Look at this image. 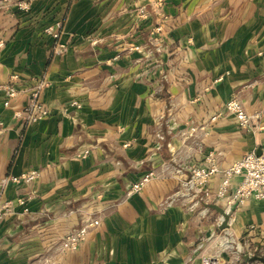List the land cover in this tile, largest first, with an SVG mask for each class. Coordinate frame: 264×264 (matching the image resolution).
Wrapping results in <instances>:
<instances>
[{
	"label": "crops",
	"instance_id": "crops-1",
	"mask_svg": "<svg viewBox=\"0 0 264 264\" xmlns=\"http://www.w3.org/2000/svg\"><path fill=\"white\" fill-rule=\"evenodd\" d=\"M19 1L32 13L7 6ZM157 1L0 0V86L13 75L53 85L41 98L49 116L35 123L13 118L27 94L6 108L0 93V181L42 175L6 192L15 206L0 227V264H248L224 255L222 241L264 245V201L227 213L222 231L209 208L220 202L176 196L205 156L217 154L224 169L264 146V0ZM158 5L146 20L135 16ZM54 20L63 21L62 55L44 33ZM233 96L262 114L248 134L223 113ZM150 169L156 178L130 195ZM99 216L65 251L68 235Z\"/></svg>",
	"mask_w": 264,
	"mask_h": 264
},
{
	"label": "built area",
	"instance_id": "built-area-1",
	"mask_svg": "<svg viewBox=\"0 0 264 264\" xmlns=\"http://www.w3.org/2000/svg\"><path fill=\"white\" fill-rule=\"evenodd\" d=\"M62 30V25L60 23H57V31L55 33H53L52 28L48 30V33H45L48 37H51L54 40V55H62L65 52V48H60L59 45L55 44L56 41L61 39ZM34 79L38 80L33 86L32 83ZM220 80H218V82ZM52 86V83L48 81L45 77L33 78L29 85L26 84L27 88L24 90V92L29 97L28 102L22 111H16L13 114V118L17 120H22V122L26 123H35L49 116V111L41 102V98L46 89ZM0 93L3 94L5 107H11L12 102L16 100L22 93V81L20 77L18 75H13L8 83L0 86ZM227 104V112L231 113L234 116L236 115L235 117L238 123L241 124L242 129L247 130L249 118L253 119V117L244 112L238 102L230 100ZM72 106L78 107L79 105L78 103H74ZM213 119L215 120L216 117H214ZM4 128L5 124L3 122H0V133ZM89 153L90 151L86 150L82 152L80 156L86 159L89 156ZM206 164L208 166L205 167V170L198 168L194 171L196 177L201 183L206 182L210 178V175L220 170V168L216 166L212 158H207ZM233 177H240V185L236 195H231V193L229 192L230 182ZM155 178L156 174L154 173V171L143 173V175L138 178L137 182L130 187V193H140L143 188ZM41 179V173L38 171H33L21 175L9 174L1 180L0 183L2 186L0 190V227L5 217L13 211L15 206L14 202L6 196L5 192L12 188L32 185L35 182L40 181ZM4 188L5 192L3 193ZM193 188V186H190L188 188V191L184 195H178L179 198L187 197ZM206 200H211L214 203L220 202L222 208L228 214L234 213L236 210H238L240 206L244 205L248 201H263L264 149H261L260 154H258V151H253L251 154L247 155L242 162H239L235 167H233L226 173V179L222 187L221 195H216L215 198H212V196L209 194L204 195L203 197L200 196L198 198L196 206H203L206 203L204 202ZM98 225L99 219L94 217L91 220L87 221L85 224L79 226L76 229V232L74 230L66 238V241L64 243V250L76 251L80 247V245L86 241L91 229ZM253 230L254 228L250 229V231ZM224 245L226 247V250L230 251L229 241H225ZM232 246L234 247L235 245L232 244ZM235 253L238 257V255L246 253V250L242 247V245H239ZM250 255V257L256 256L255 253H250ZM204 264L220 263L217 260L208 258L205 260Z\"/></svg>",
	"mask_w": 264,
	"mask_h": 264
},
{
	"label": "rangeland",
	"instance_id": "rangeland-1",
	"mask_svg": "<svg viewBox=\"0 0 264 264\" xmlns=\"http://www.w3.org/2000/svg\"><path fill=\"white\" fill-rule=\"evenodd\" d=\"M164 0H158L157 2L158 3H162ZM21 3H23V4H21ZM7 6H9V9L10 10H14L15 8H17V6H20V8H21V11H23V12H31L32 13V7H31V4H29L28 2H25V1H19V2H17V3H9V4H7ZM160 6L158 5L156 8H154V10L151 8L150 10H148L146 7H141V8H139L138 10H136V12H135V16L138 18V19H140V20H146L147 18H149L150 16H154V14L158 11V8H159ZM1 8H3V7H1ZM62 22L63 21H56V20H54V22H52L51 24H48V25H46L45 26V28H44V33H48V30L50 29V28H52L53 29V33H55L56 31H57V23H60L61 25H62V29H63V24H62ZM56 25V26H55ZM54 27H56V28H54ZM156 32L158 33V32H161L162 33V27H157V29H156ZM61 33H63V30L61 31ZM157 33H153L154 35H158ZM160 34V33H159ZM46 36V35H45ZM58 42H59V40L58 41H56L55 42V44L56 45H58ZM190 44L192 45L193 44V42L192 41H190ZM3 45L0 43V48L2 47ZM55 48V47H54ZM54 48H53V51H54ZM261 55H262V53H261ZM224 78H225V76L224 75H222L221 77H219V79L218 80H220V79H222V80H224ZM38 79H34L33 80V86L35 85V83H36V81H37ZM218 80H217V82H218ZM222 80H220L219 82H221ZM10 81V80H9ZM32 81V79L29 81V82H31ZM30 84V83H29ZM28 84V85H29ZM26 85V84H25ZM27 87L26 86H24V85H22V93L24 92V90L26 89ZM21 93V94H22ZM20 94V95H21ZM24 94H26L25 92H24ZM43 96V95H42ZM230 100H233V101H236V102H238L239 104H240V106L242 107V109H243V111L244 112H246L248 115H250L251 117H253V119H250L249 118V123H248V126H247V130H244V129H242V126H241V124L240 123H238V121H237V119H236V115L234 116V115H232L231 113H229V112H227V110H226V107L228 106V102L230 101ZM226 104H225V107H224V110H223V113L225 114V115H227V116H231V117H233L234 119H235V121H236V124H237V127H238V129H239V131H241V132H243V133H246V134H248V133H250V132H252V130L254 129V128H256V127H258L259 125H260V122H261V118H262V114L261 113H254V114H250V113H248L247 112V110H246V108H245V106H244V103H243V101L238 97V96H233L231 99H230ZM46 108V107H45ZM47 109V108H46ZM48 110V109H47ZM49 111V110H48ZM257 116V117H256ZM216 120H217V116H216V119L214 120L213 119V121H212V123H215L216 122ZM204 136H207V133H205L204 134ZM262 148L264 149V146H262ZM253 151H251V152H249L248 154H246L242 159H240L239 161H237V162H235L234 164H232L230 167H228V168H224V169H222L221 167H220V165H219V163H218V161H219V158H218V155L217 154H209V155H207V156H205L204 158H203V161L201 162V163H199V164H195L193 167H192V169H191V171H190V174H189V176L186 178V179H184L180 184H179V188H178V190H177V192H176V196H177V198H178V195H184L187 191H188V188L190 187V186H193L194 188L191 190V192H190V194L192 195H194L195 197H196V202H195V204H194V206H196L197 205V201H198V198L201 196V197H203L204 195H207V194H209V195H211L212 196V198H215L216 197V195H221V192H222V187H223V184H224V182H225V179H226V173L229 171V170H231L233 167H235L239 162H242L245 158H246V156L247 155H249V154H251ZM89 155H90V153H89ZM88 158V157H87ZM207 158H212V160L214 161V163L216 164V166L217 167H219L220 168V170L218 171V172H216V173H213L212 175H210V178L206 181V182H204V183H201L200 181H199V179L196 177V175H195V173H194V171L196 170V169H198V168H200V169H202V170H205V167H207L208 165L206 164V159ZM151 171H153L152 169H150V170H148V171H146V172H151ZM215 176H220V183H219V187H218V189H217V191L216 192H212L211 190H210V183H211V181H212V179L215 177ZM138 180V179H137ZM137 180L133 183V184H135L136 182H137ZM154 180V179H153ZM1 182V181H0ZM151 182V181H150ZM149 182V183H150ZM148 183V184H149ZM132 184V185H133ZM147 184V185H148ZM131 185V186H132ZM146 185V186H147ZM239 185H240V177H233L232 179H231V182H230V188H229V192L231 193V195H236V193H237V191H238V189H239ZM1 183H0V190H1ZM146 186L143 188V190L146 188ZM142 190V191H143ZM141 191V192H142ZM5 192V188L3 189V193ZM140 192V193H141ZM5 194H6V192H5ZM129 194L130 195H133L134 196V194H132V192L130 193V191H129ZM135 194H139V193H135ZM190 194H188V197H190L191 195ZM197 195V196H196ZM198 195H200V196H198ZM99 196H101V195H99ZM181 199H182V197H180ZM212 200V199H211ZM207 201V200H206ZM206 201H204V202H206ZM264 201V200H263ZM249 202H251V201H248V202H246L244 205H246L247 203H249ZM254 202V201H253ZM216 204V203H215ZM244 205H242V206H240L238 209H241ZM199 206H202V205H198V206H196V207H199ZM209 206H211V205H209ZM223 209V208H222ZM224 210V209H223ZM98 219H99V225H100V223H101V221H100V216L98 217ZM98 225V226H99ZM98 226H96V227H94V228H97ZM94 228H92L91 230H93ZM75 232H76V230H75ZM226 240H228V238L226 239ZM226 240H223L222 241V243L224 244V242L226 241ZM248 241H242L241 243H237L234 247L232 246V244L230 243V240H229V248H230V252H229V250H225L224 251V255H229V256H237L236 255V253H235V251L238 249V246L239 245H242V247L243 248H245V250H246V253H244L245 255H249V256H251L250 255V253H255L256 254V256L255 257H262V258H264V245H262V246H260V247H250V246H248ZM246 245H247V247H246ZM220 247V246H219ZM221 248V247H220ZM257 251H259V252H257ZM248 264H250V262H248ZM257 264H261V263H257Z\"/></svg>",
	"mask_w": 264,
	"mask_h": 264
},
{
	"label": "water",
	"instance_id": "water-1",
	"mask_svg": "<svg viewBox=\"0 0 264 264\" xmlns=\"http://www.w3.org/2000/svg\"><path fill=\"white\" fill-rule=\"evenodd\" d=\"M258 154H260V152H258ZM209 208L214 209L215 211H218L222 217L224 218V221L221 225V230L224 231L226 229H228V222H229V216L228 214L219 206L217 205H211L209 206ZM248 262H259L261 264H264V258L262 257H250L248 255L243 256V263H248Z\"/></svg>",
	"mask_w": 264,
	"mask_h": 264
}]
</instances>
